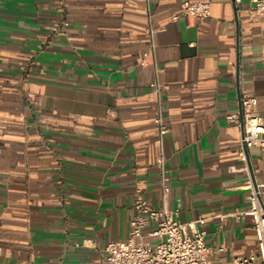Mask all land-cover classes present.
<instances>
[{
    "label": "crops",
    "instance_id": "0c3cea01",
    "mask_svg": "<svg viewBox=\"0 0 264 264\" xmlns=\"http://www.w3.org/2000/svg\"><path fill=\"white\" fill-rule=\"evenodd\" d=\"M0 0V264H102L124 240L139 184L162 205L159 111L181 221L208 217V264L257 246L247 180L264 146L241 149V97L264 115V17L250 0ZM149 53L148 64H141Z\"/></svg>",
    "mask_w": 264,
    "mask_h": 264
},
{
    "label": "built area",
    "instance_id": "2783aa9c",
    "mask_svg": "<svg viewBox=\"0 0 264 264\" xmlns=\"http://www.w3.org/2000/svg\"><path fill=\"white\" fill-rule=\"evenodd\" d=\"M241 0H234L237 6ZM254 19L264 17V0H250L244 9ZM207 18L211 15L208 1L181 0L180 11L173 14ZM149 53L145 52L141 64H148ZM256 97L246 92L241 97V116L229 115L228 121L242 128L239 140L241 149L250 146H264V115L256 109ZM157 126L156 142L158 155L156 167L159 172L161 206H154L139 184L133 195V213L129 220L128 236L124 240H114L106 244L102 264H208L209 247L205 241V223L208 217L198 216L193 220H178L173 210L165 206L170 189L168 170L165 166L163 138L169 131L168 125L158 111L153 118ZM249 206L244 210L231 212L234 215H248L251 218L257 240L254 252L247 256H234L233 264H264V196L261 184L247 180Z\"/></svg>",
    "mask_w": 264,
    "mask_h": 264
},
{
    "label": "water",
    "instance_id": "95a60500",
    "mask_svg": "<svg viewBox=\"0 0 264 264\" xmlns=\"http://www.w3.org/2000/svg\"><path fill=\"white\" fill-rule=\"evenodd\" d=\"M239 115L241 116V106H240V110H239ZM245 150H246V147H245Z\"/></svg>",
    "mask_w": 264,
    "mask_h": 264
}]
</instances>
